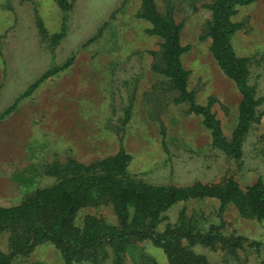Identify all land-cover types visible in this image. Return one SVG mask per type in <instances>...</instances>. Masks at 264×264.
I'll return each instance as SVG.
<instances>
[{
	"label": "rangeland",
	"instance_id": "374dc122",
	"mask_svg": "<svg viewBox=\"0 0 264 264\" xmlns=\"http://www.w3.org/2000/svg\"><path fill=\"white\" fill-rule=\"evenodd\" d=\"M67 1L69 9L63 13L57 0H0V114L46 70L57 69L0 119V208L19 206L36 192L56 187L61 178L55 171L70 162L94 163L116 154L120 145L129 155V172L144 183L214 186L228 179L245 191L264 182V104L242 155L227 159L211 145L201 116L186 113L185 103L173 104L167 78L152 70L150 51L158 50L160 39L138 16L140 0ZM154 1L165 12L168 0ZM205 1L198 0L194 9L191 0H172L174 17L183 23L180 59L188 89L199 104H210L230 139L241 95L219 68L205 36L210 18ZM65 14L64 35L52 44ZM231 19L240 25L232 36L233 49L239 57L258 59L251 66L250 82L258 83L264 95V0L236 8ZM128 106L122 132L112 131L111 126L121 124V109ZM183 207L194 218L219 217L218 199L193 198L175 202L163 223L176 222ZM86 214L115 222L106 204L82 207L78 218ZM220 216L228 230L264 244V219L243 216L232 204ZM6 242L7 233L2 232V250ZM140 246L157 264H168L161 248L148 241ZM192 248L211 264H260L264 257L263 249L253 247L239 250L237 258L219 247ZM61 257L51 243H43L23 264H64ZM125 258L126 264H135Z\"/></svg>",
	"mask_w": 264,
	"mask_h": 264
},
{
	"label": "trees",
	"instance_id": "16d2710c",
	"mask_svg": "<svg viewBox=\"0 0 264 264\" xmlns=\"http://www.w3.org/2000/svg\"><path fill=\"white\" fill-rule=\"evenodd\" d=\"M140 1L138 16L150 23L148 32L160 39L158 50L150 51L153 56L151 68L167 78L165 88L172 91L171 102L185 103L188 106L186 113L201 116L202 123L210 132L211 145L227 159L241 156L244 140L260 114L259 106L264 104V95L259 94L258 83L250 82L253 76L251 66L258 59L239 57L233 49L232 36L240 25L232 21L231 16L236 8L257 0H206L203 3L210 10L204 30L205 36L211 40L212 54L221 71L233 80L241 95L238 121L230 139L224 135L210 104H199L194 93L188 89L187 71L180 59L184 51L180 44L183 23L177 22L174 17V3L168 0L163 12L154 0ZM197 1L191 0L190 7L195 9ZM57 2L66 13L68 1ZM36 18L38 27L42 26L41 18ZM60 27L61 32L51 37L52 44L64 35L66 14ZM40 28L43 36L46 35L44 28ZM69 61L63 65H69ZM56 71V68L48 69L29 84L26 91L0 114V119L8 116L21 98L27 97L40 82ZM261 112L264 113V110ZM121 113V124L111 126V130L117 133L122 132L130 107H124ZM128 163L129 155L122 145L113 156L91 164L70 162L55 171L56 176L61 178L56 187L36 192L19 206L0 208V236L2 232L7 233L6 249L0 248V264H23L25 257L43 243H51L59 251L64 264H126L127 256L135 264H157L140 246L146 241L162 249L168 264H211L203 254L192 248L195 245L219 247L232 258H237L238 251L246 247L264 250L262 242L228 230L220 216L232 204L243 216L264 219L263 181L247 187L245 191L228 179L214 186L202 183L187 187L154 185L144 183L130 173ZM204 197L219 200L217 220L194 218L183 207L176 222L163 223L166 212L175 202ZM101 204L111 207L115 222L93 214H86L81 220L78 218L82 207H98ZM260 264H264V257Z\"/></svg>",
	"mask_w": 264,
	"mask_h": 264
}]
</instances>
